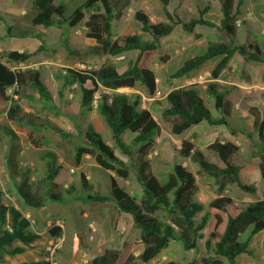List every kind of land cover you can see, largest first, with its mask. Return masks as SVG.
Listing matches in <instances>:
<instances>
[{
	"label": "trees",
	"instance_id": "trees-1",
	"mask_svg": "<svg viewBox=\"0 0 264 264\" xmlns=\"http://www.w3.org/2000/svg\"><path fill=\"white\" fill-rule=\"evenodd\" d=\"M158 1L162 4L166 22L152 23L141 11L134 14L141 31L149 36L148 40H144L139 34L116 37L112 34V24L118 18V9L123 0H84L68 16V6L61 0H30L33 8L30 23L33 27L71 29L86 19V36L95 43L90 47L92 56L118 58L131 52L135 56L123 70L107 61L97 70L68 68L63 75L56 76L61 81L62 90L74 86L80 92L79 106L82 112L94 108L92 103L97 95L96 111L110 130L112 144H107L100 133L87 127L83 135L86 143L76 147L74 161L79 165L83 156L94 158L96 164L109 174V195L97 188L91 189L83 175L81 185L84 193L81 195L73 191L72 186L63 188L69 181V171L56 165L53 153L46 152L43 157L52 158L53 161L43 179L45 198L32 190L27 172L19 176L20 182L16 186L18 197L29 209L43 207L47 199L57 205L71 198L85 203L113 202L114 222L117 223L122 215H127L139 230L143 246L139 260L144 264L154 260L172 242L180 243L184 249H192L200 240H204L206 250L211 252V255L202 258L203 264H223V260L228 264H236L238 256L251 255L249 244L252 238L264 231V200L240 207L227 192L230 186L235 185L243 193H256L254 184L249 180L256 162L264 179V121L256 108L248 106V103L259 97L264 98V91L246 94L238 87L223 90L214 81L227 68L235 54L249 57L257 64H264V53L256 42H246L240 46L235 44V21L239 13L234 0H217L222 13L218 26L203 18L204 10H199L196 17L183 21L167 10L169 0ZM2 2L0 0V4ZM87 13L89 15L86 18ZM176 26H180L186 34H192L196 26L213 28L223 39L208 42L201 54L189 56L174 73L176 78L188 76L208 62H213L210 72L212 81L206 84L204 94L212 100V106L219 117H213L205 106L197 91L200 89L198 85L174 88L166 95V107L160 113L163 120L172 121L171 133L180 136L190 128L205 123L208 127L224 126L234 136L228 118L234 104L238 102L239 109L251 115L252 130L260 143L256 153L241 162L240 148L230 141L215 139L202 150L195 148L190 140L181 141L179 156L190 159L198 166L195 175L199 180L211 179L213 182L215 197L207 206L195 199L196 177L181 164H174L172 172L163 181L147 170L148 166L143 159L153 146L159 126L151 112L141 108L140 96L116 92L121 88L140 85L148 96L155 95L157 82L150 63L160 40L169 36ZM11 31V27H8L7 34L14 37ZM20 35L26 38L30 32L23 30ZM40 50L41 47H37L33 52L10 51L0 55V116H4L8 123L0 125V131L10 139L12 153L17 146V134L24 135L27 142L36 149L41 148L45 141L41 131L51 132L64 139L70 136L58 125L26 112L19 105L21 100L30 99L33 94L46 105L52 102V95L37 70H16L11 67L26 62ZM66 50L72 56L77 55L68 47ZM125 132L133 134L129 143L122 140ZM135 160L139 163L140 172L137 181L142 187L139 202L121 188L114 178L116 176L126 180ZM4 195L0 191V263H4L6 257L23 254L40 239L30 230L29 219L19 209L4 202ZM159 215L163 218H159ZM48 233L55 239L61 235L62 230L54 226ZM131 259L129 248L124 245L119 251L106 249L85 264H129ZM20 264L50 263L39 260ZM163 264L178 263L168 261Z\"/></svg>",
	"mask_w": 264,
	"mask_h": 264
},
{
	"label": "rangeland",
	"instance_id": "rangeland-1",
	"mask_svg": "<svg viewBox=\"0 0 264 264\" xmlns=\"http://www.w3.org/2000/svg\"><path fill=\"white\" fill-rule=\"evenodd\" d=\"M61 1L68 6L66 12V16H68L84 0ZM159 4L158 0H123L118 9V18L112 24L114 37L139 34L144 40H148L149 36L141 31L140 24L135 20L134 14L136 11H141L151 18L152 22L158 23L160 16L164 17L163 8L160 9L159 7L162 6L161 4L159 6ZM175 6L176 3L170 4V10L173 11ZM32 13L33 8L30 0H3L0 4V55L10 51L33 52L37 47H41V50L26 62L13 64L11 67L16 70H37L41 75V81L44 83L49 82L48 89L52 95V102L46 105L38 100L37 95L33 94L30 99L21 100L19 105L26 112L47 119L64 130L70 131L71 134L67 139H64L51 132L41 131L45 136V141L42 147L38 149L32 147L24 135L17 134V151L12 153L10 139L0 131V191L5 194L4 202L19 209L23 216L29 219L30 230L40 237L23 254L6 257L5 262L0 264H20L39 260L48 261L50 264H85L102 254L106 249L119 251L123 249L124 245L129 248L130 257L132 258L129 264H144L139 260V255L143 249L139 238V230L134 227L132 219L127 215H122L117 223L114 222L115 206L113 202L85 203L80 199L71 198L68 201L66 200L67 202L57 205L47 199L43 202V207L29 209L22 204L18 197L16 186L20 182L19 176L27 172L32 190L41 198H45L46 186L43 179L53 159L43 158L44 152L55 153L56 165L69 171V181L63 188L72 186L73 191L81 195L84 193L81 185V175H83L91 189L97 188L103 194L109 195V174L96 164L94 158L87 155L82 157L79 165H76L74 155L76 147L86 143L83 135L87 127H92L100 133L102 139L109 145L112 144L110 130L96 108L89 112H82L79 106L80 92L76 88L62 90L61 81H58L56 76L63 75L64 70L68 68L79 69L83 65L100 67L107 61L113 63L119 70H123L128 61L135 56L134 52L125 53L118 58L92 56L90 47L95 43L86 36L87 28L84 24L86 19L79 26L71 29L36 28L30 23ZM88 15L89 13L86 14V18ZM179 17L182 18L183 16L179 15ZM164 18L166 19V17ZM184 18L182 19L184 20ZM8 27H11V35L14 37H9L7 34ZM203 29L208 31L211 37L215 36L213 30ZM23 30L30 32V35L26 38L19 37ZM76 30H78V34H75ZM236 30H238L237 33L241 38L243 27L236 28ZM178 31L181 33V30ZM217 35L218 33L215 36L216 38ZM234 42L237 46L241 45L239 44L238 34H235ZM167 43L170 42L166 40L160 42L150 63V68L158 79L157 90L161 97L166 93L165 88L168 80H170V77H163L159 65L161 63L160 56L167 52ZM66 47L72 52H76L77 55H70ZM201 52H194L189 56L199 55ZM171 85L172 83H170ZM182 85H185V81L179 80L176 81L174 87ZM203 90L198 91V93L203 96L204 104L212 116L216 117L217 111L211 107L209 102L205 101ZM59 91L61 95H59ZM127 93L129 96H140L141 108L150 110L159 126V132L154 138L153 146L148 151L146 158L143 159L148 166L147 170L163 181L172 172L174 164H181L195 175L198 166L192 163L190 159L179 156L178 150L181 141L185 139L191 140L195 148L202 150L209 142L207 132L204 137H202V132L210 127L201 124V126L195 128V130H199V133L189 130L180 136H174L170 131L172 121L163 120L160 116L161 110L165 108L163 107L162 101L164 100L162 98L148 100L150 96L140 85L128 89ZM0 125H8L4 116H0ZM132 137L133 134L125 132L122 135V140L129 143ZM218 138L220 139L221 136L218 135ZM241 146L244 148L241 152V162H244V159L248 157V152L246 146L242 144ZM122 159L127 161L124 157ZM139 173V163L135 160L130 166V172L126 180L114 176L118 185L129 195L135 197L138 202L142 198V187L137 181ZM256 173L253 172L250 175L252 181L258 177ZM111 175L113 174L111 173ZM196 183L195 199L207 206L215 197L213 182L211 179L201 181L196 177ZM229 195L237 206L244 207L249 200H254L255 196L257 199L264 198V187H258L255 194H248L245 199L242 192L235 185H232L229 188ZM159 218L163 217L159 215ZM54 226L59 227L62 233L58 237L61 240L60 245L55 247L51 257L50 251L53 250L55 240L49 236L48 231ZM249 249L252 251L251 255L238 256L236 264H264V231L252 238ZM209 255H211V252L206 250L204 240L198 241L192 249H184L180 243L172 242L167 249L160 252L154 260L147 264H163L168 261H174L178 264H188L190 262L203 264L202 258ZM223 264L228 263L223 260Z\"/></svg>",
	"mask_w": 264,
	"mask_h": 264
},
{
	"label": "crops",
	"instance_id": "crops-1",
	"mask_svg": "<svg viewBox=\"0 0 264 264\" xmlns=\"http://www.w3.org/2000/svg\"><path fill=\"white\" fill-rule=\"evenodd\" d=\"M172 3H176L175 9L173 11H171L169 8L170 4ZM234 6L235 8H237L239 13L236 20H239L241 22L240 26H238L237 29L243 27V33L241 38L239 33H237L238 30H236L235 33L238 34L240 41L239 44L244 45V43L246 42H256L264 53V0H234ZM159 8L162 9V7ZM166 8L170 13L175 14L181 20H183L182 18L185 17L183 21H188L190 20V18L196 17L197 12L199 10H204L203 18L216 26L219 25L220 20L222 18V13L217 0H169V3ZM179 15H182L183 17L181 18L179 17ZM164 17L160 16V20L158 22H166V19ZM149 19L152 22V19ZM203 28L213 30V32H215V36L218 33L213 28H208L205 26H196L192 34H186L183 32L180 26H176L169 36L160 40V42H163V40L170 42L166 44L167 52L160 56L161 63L159 64L163 77H170V80H168V84L165 88L166 93L163 95L162 98L164 100L162 101L164 105L163 107H166V95L174 88L198 85L200 89L197 91H202V89H204V93L206 86L199 85L197 83V78L202 74L210 73L214 65L213 62H208L200 69L189 73L188 76L180 78H176L174 76V73L182 66L184 61L189 57V54L194 52L198 53L199 51L203 52L208 42H216L218 39H223V36H220V33H218L217 38L214 35L213 37H211L210 33L208 31H205ZM178 30H181V33ZM179 80H184L185 85L174 87L176 81ZM214 82L218 84L219 87L223 90L230 87H238L244 90L246 94H253L264 91V64H257L249 57H243L239 54H235L230 59L227 68L220 73L219 77ZM170 83H172L171 86ZM44 84L47 88L49 87V82ZM75 88L76 87L74 86L72 87V89ZM121 89L128 90L133 88ZM201 97L204 101L202 95ZM204 97L206 98L205 101L209 102L211 107L213 108L212 100L210 99V97L208 95H205ZM150 98L151 97H148V100H151ZM248 106L256 108L260 114V118L264 121V98L259 97L257 100L248 103ZM218 117L219 113L217 112L216 118ZM252 121L253 119L251 115L248 114L246 110H240L237 102L231 109V113L228 118L229 125L233 128L234 136H232V134L224 126H219L205 129L202 132V137H204L207 132L209 142L206 145H208L215 139H219L218 135H220L221 138L219 140H226L234 143L240 148V153L244 149L241 146L242 144L243 146H246L248 157H250L251 155L256 153L257 148L260 145L255 133L252 130ZM201 124L198 126H201ZM196 127L197 126L192 127L189 130L192 132L199 133V130H195ZM65 131L69 133V135L71 134L70 131ZM16 151L17 150L15 149L14 152ZM53 154L55 155L56 159V154ZM247 158H245L244 160H246ZM253 172H257L256 175L258 176L254 181L250 179V175ZM253 172L249 175V180L254 184L257 192L258 187H264V179L260 175L258 162L255 163V169ZM229 188H231V186ZM227 192L229 194V189ZM242 194L243 198L246 199L248 194L243 192ZM258 200H264V198L257 199V197L255 196L254 200H249L247 203L255 202Z\"/></svg>",
	"mask_w": 264,
	"mask_h": 264
},
{
	"label": "built area",
	"instance_id": "built-area-1",
	"mask_svg": "<svg viewBox=\"0 0 264 264\" xmlns=\"http://www.w3.org/2000/svg\"><path fill=\"white\" fill-rule=\"evenodd\" d=\"M241 22L239 20H236L235 21V25L236 27L240 26ZM78 30L75 31V34H78ZM99 67L96 66V65H83L81 66L79 69L80 70H97ZM211 76H210V73H205V74H202L200 75L198 78H197V83L200 84V85H203V86H206L207 83L211 82ZM156 82L158 83V79L156 78ZM106 93H111L110 91H105ZM116 92L118 93H123V94H126L128 95L127 93V90L125 89H118L116 90ZM158 98H163V96L161 97L159 91L157 90V92L155 93V95L153 97H151V100H156ZM165 98V97H164ZM97 95H95L94 97V100H93V107L96 108L97 106ZM146 109V108H145ZM55 240V245L53 247V250L50 251V256L52 257L53 253H54V250H55V247H58L60 245V238H56L54 239ZM48 262V261H47Z\"/></svg>",
	"mask_w": 264,
	"mask_h": 264
},
{
	"label": "water",
	"instance_id": "water-1",
	"mask_svg": "<svg viewBox=\"0 0 264 264\" xmlns=\"http://www.w3.org/2000/svg\"><path fill=\"white\" fill-rule=\"evenodd\" d=\"M193 247H194V245H193Z\"/></svg>",
	"mask_w": 264,
	"mask_h": 264
}]
</instances>
